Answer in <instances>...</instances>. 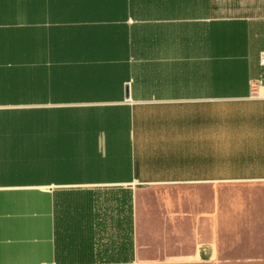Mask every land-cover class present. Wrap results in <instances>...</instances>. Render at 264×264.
Listing matches in <instances>:
<instances>
[{
  "label": "crops",
  "instance_id": "obj_1",
  "mask_svg": "<svg viewBox=\"0 0 264 264\" xmlns=\"http://www.w3.org/2000/svg\"><path fill=\"white\" fill-rule=\"evenodd\" d=\"M262 53L264 0H0V264H264Z\"/></svg>",
  "mask_w": 264,
  "mask_h": 264
},
{
  "label": "rangeland",
  "instance_id": "obj_2",
  "mask_svg": "<svg viewBox=\"0 0 264 264\" xmlns=\"http://www.w3.org/2000/svg\"><path fill=\"white\" fill-rule=\"evenodd\" d=\"M255 239V246L258 250H260L259 248L261 247L260 245V239H259V234L257 233L256 234V237L254 238Z\"/></svg>",
  "mask_w": 264,
  "mask_h": 264
},
{
  "label": "built area",
  "instance_id": "obj_3",
  "mask_svg": "<svg viewBox=\"0 0 264 264\" xmlns=\"http://www.w3.org/2000/svg\"><path fill=\"white\" fill-rule=\"evenodd\" d=\"M259 63H260V66L262 67L264 66V53L261 54Z\"/></svg>",
  "mask_w": 264,
  "mask_h": 264
}]
</instances>
